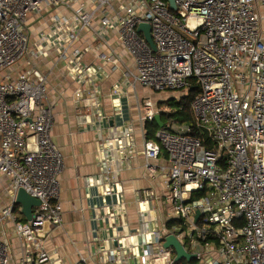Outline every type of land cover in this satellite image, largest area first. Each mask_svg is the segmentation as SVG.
<instances>
[{
	"label": "built area",
	"instance_id": "1",
	"mask_svg": "<svg viewBox=\"0 0 264 264\" xmlns=\"http://www.w3.org/2000/svg\"><path fill=\"white\" fill-rule=\"evenodd\" d=\"M174 2L176 10L170 0H0V193L8 197L0 204V264H58L46 243L64 225V163L51 138L47 78L35 60L55 56L81 90L94 84L90 97L98 104V71L85 63L92 46H79L85 32L108 46L102 60L125 66L147 168L166 179V224L157 217L146 222L142 214L145 245L153 251L156 244L166 264L176 263L163 246L169 236L194 255L187 264H264V0ZM42 13L50 14V25L36 38L30 16ZM142 24L150 26L156 49L138 31ZM112 34L123 54L111 48ZM193 80L199 89L192 103L195 128L209 146L179 126L177 114L166 122L152 107L160 97L178 95L177 108L189 98ZM149 119L152 131L146 130ZM135 135L132 124L112 132L124 162L132 159ZM163 152L166 164L159 166ZM113 160L105 145L101 173L87 183L114 195L113 207L123 206L126 215ZM20 189L41 202L30 221L16 204ZM155 196L138 194L143 212L156 214Z\"/></svg>",
	"mask_w": 264,
	"mask_h": 264
},
{
	"label": "crops",
	"instance_id": "2",
	"mask_svg": "<svg viewBox=\"0 0 264 264\" xmlns=\"http://www.w3.org/2000/svg\"><path fill=\"white\" fill-rule=\"evenodd\" d=\"M112 35L111 48L117 55L123 54L116 44V35ZM89 45L92 50L85 63L98 71L101 91L98 104L90 97L94 84L87 82L81 90L80 84L67 75L65 65L58 63L55 56L35 60L40 73L47 78L46 103L53 113L51 138L59 147L64 163L60 175L64 225L51 232L46 250L58 264H142L145 257L147 264H166L158 246L152 245L151 251V246L144 243L148 239L141 233L142 214L146 222L157 217L164 226L165 176L152 174L147 168L137 109L129 94V80L124 78L125 66L102 60L101 55L109 53L108 46L92 32H85L79 46ZM132 65V60L127 59L126 66L131 72ZM131 124L136 129L137 144L132 159L124 162L112 132L114 128ZM105 145L112 152L114 178L121 187L126 215H123V206L113 207L117 203L114 195H107L102 187L87 183L88 178H97L101 173ZM157 164H166L164 155ZM150 191L156 195L151 202L156 214L143 212L144 205L137 199L138 194ZM149 231H153L152 224ZM172 256L175 259L174 252Z\"/></svg>",
	"mask_w": 264,
	"mask_h": 264
},
{
	"label": "water",
	"instance_id": "3",
	"mask_svg": "<svg viewBox=\"0 0 264 264\" xmlns=\"http://www.w3.org/2000/svg\"><path fill=\"white\" fill-rule=\"evenodd\" d=\"M170 4L173 10L177 9L174 0H170ZM138 31L143 32L148 43L152 46L153 49H156L151 37L150 26L142 24L140 25ZM155 121L159 128L165 127V124L163 123L160 115L155 116ZM16 204L22 207V214L24 215L27 221H30L32 219L33 209L39 207L41 205V202L30 196L25 190L20 189L16 196ZM199 216L200 213L198 212L196 215V220H198ZM163 246L166 250H173L176 255L175 262H180L185 259L190 263L194 258V255L186 252L184 246L175 236L167 237Z\"/></svg>",
	"mask_w": 264,
	"mask_h": 264
},
{
	"label": "trees",
	"instance_id": "4",
	"mask_svg": "<svg viewBox=\"0 0 264 264\" xmlns=\"http://www.w3.org/2000/svg\"><path fill=\"white\" fill-rule=\"evenodd\" d=\"M199 92V89L196 86V81H192V90L190 92V96L187 100L182 101L178 107L179 110L177 111V119H178V125L179 126H188L191 128V135L194 137H200L201 139H204L205 145L209 146V143H207V138L206 136L202 135L196 128H195V120H194V115H193V110H192V103L197 96ZM170 106L175 105L174 104H169ZM173 107V106H172ZM171 112V113H170ZM168 112H161L160 115L162 116V119L166 122H172L175 120L176 117V110L175 111H170ZM154 127L153 121H147L146 122V130L152 131ZM162 155L167 158L166 152H163ZM170 227L171 224H168ZM194 263V262H191ZM175 264H181V262H176ZM183 264V263H182Z\"/></svg>",
	"mask_w": 264,
	"mask_h": 264
},
{
	"label": "rangeland",
	"instance_id": "5",
	"mask_svg": "<svg viewBox=\"0 0 264 264\" xmlns=\"http://www.w3.org/2000/svg\"><path fill=\"white\" fill-rule=\"evenodd\" d=\"M51 14H54V12H51ZM31 24H29V28L30 31L33 32V34L35 35V37L37 38L39 36V33L41 32H45L48 28L50 23L48 22L50 19V14L49 13H42L41 15L38 16H30V21L32 20ZM132 71L135 73L136 72V68L134 66V63L132 61ZM129 91H130V95H133V90L131 87H129ZM132 98L134 99V96H132ZM179 96L178 95H171V96H163L160 97L158 101L153 102V109L154 111L158 112V114H160L161 112H170V111H175L176 110V114L177 111L179 110V107L175 105L170 106L169 104H174V102H176L178 100ZM134 103H135V107H136V102L134 99ZM138 113V110H137ZM171 113V112H170ZM8 202V197H6L5 195H3L2 193H0V204H5ZM17 207H20L19 205H17ZM12 231L10 228H8V232Z\"/></svg>",
	"mask_w": 264,
	"mask_h": 264
},
{
	"label": "bare ground",
	"instance_id": "6",
	"mask_svg": "<svg viewBox=\"0 0 264 264\" xmlns=\"http://www.w3.org/2000/svg\"><path fill=\"white\" fill-rule=\"evenodd\" d=\"M152 107H153V104H152ZM147 121H152L151 119L147 120Z\"/></svg>",
	"mask_w": 264,
	"mask_h": 264
}]
</instances>
